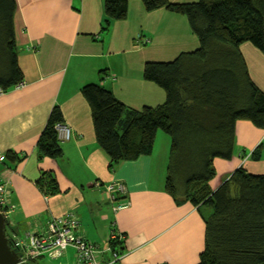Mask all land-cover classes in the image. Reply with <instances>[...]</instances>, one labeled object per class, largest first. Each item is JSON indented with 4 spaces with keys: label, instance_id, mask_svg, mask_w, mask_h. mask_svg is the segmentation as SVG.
Returning <instances> with one entry per match:
<instances>
[{
    "label": "crops",
    "instance_id": "0c3cea01",
    "mask_svg": "<svg viewBox=\"0 0 264 264\" xmlns=\"http://www.w3.org/2000/svg\"><path fill=\"white\" fill-rule=\"evenodd\" d=\"M15 3L14 37L23 80L0 94V152L5 154L0 183L15 205L8 235L43 228L51 216L71 211L79 219L78 234L88 241L106 243L113 222L124 233L123 256L113 264L197 263L204 247V211L190 201L176 203L165 190L169 136L160 129L145 131L138 157L111 163L97 143L91 107L80 91L83 84L96 82L128 106L162 104L164 90L143 78V68L146 62L169 61L199 46L186 16L163 8L147 11L142 0H127L126 18L103 29V0ZM240 50L251 79L264 91V54L249 41ZM54 105L70 130L69 138L59 137V158L39 156L36 146ZM257 146L259 157H250ZM213 165V190L236 168L264 172V129L237 120L231 158L215 157ZM43 171L57 182L47 196L36 183ZM116 180L126 188L120 200L130 204L115 213L104 184Z\"/></svg>",
    "mask_w": 264,
    "mask_h": 264
},
{
    "label": "trees",
    "instance_id": "16d2710c",
    "mask_svg": "<svg viewBox=\"0 0 264 264\" xmlns=\"http://www.w3.org/2000/svg\"><path fill=\"white\" fill-rule=\"evenodd\" d=\"M142 2L147 11L163 8L185 15L199 46L169 61L145 63L143 78L166 95L154 107L137 109L102 84H83L80 91L91 107L97 143L117 163L142 153L143 132L162 130L170 139L166 192L176 203L210 207L202 213L204 247L195 264H264V172L239 167L216 189L209 185L214 158L232 156L236 121L249 120L264 129V91L251 79L240 50L249 41L264 54V0ZM15 7V0H0V86L5 90L23 80L14 37ZM103 10L107 29L112 21L126 18L127 0H103ZM62 122L54 105L36 143L39 156H62L56 128ZM249 156L258 158L259 146ZM36 183L44 196L57 189L47 171ZM123 242L113 243L120 252Z\"/></svg>",
    "mask_w": 264,
    "mask_h": 264
},
{
    "label": "built area",
    "instance_id": "2783aa9c",
    "mask_svg": "<svg viewBox=\"0 0 264 264\" xmlns=\"http://www.w3.org/2000/svg\"><path fill=\"white\" fill-rule=\"evenodd\" d=\"M20 85L21 83L13 87ZM5 91L0 86V94ZM56 128L57 133L59 132L58 137L69 138L68 126L58 123ZM4 159L5 154L0 152V160ZM104 185L111 194L112 210L115 213L129 206L128 200H120L126 194L123 182L116 180ZM14 207L15 205L9 200L8 190L0 183V211L5 219V226L11 223L10 213ZM78 228L79 219L73 212L68 211L62 215L51 216L43 228L25 230L19 235L11 236L10 246L22 262L45 256L57 258L69 247L76 253L75 264H113L121 260L123 253L113 243L123 240L125 236L117 229L114 222L109 230L110 242L107 241L105 245L86 240L78 234Z\"/></svg>",
    "mask_w": 264,
    "mask_h": 264
},
{
    "label": "water",
    "instance_id": "95a60500",
    "mask_svg": "<svg viewBox=\"0 0 264 264\" xmlns=\"http://www.w3.org/2000/svg\"><path fill=\"white\" fill-rule=\"evenodd\" d=\"M0 264H33L20 260L18 254L11 248L5 229V219L0 211Z\"/></svg>",
    "mask_w": 264,
    "mask_h": 264
},
{
    "label": "rangeland",
    "instance_id": "374dc122",
    "mask_svg": "<svg viewBox=\"0 0 264 264\" xmlns=\"http://www.w3.org/2000/svg\"><path fill=\"white\" fill-rule=\"evenodd\" d=\"M163 134H165L163 131H161ZM248 152V151H247ZM246 152V153H247ZM248 154V153H247ZM201 209L204 211V213H208L209 210H210V207L208 205H202L201 206ZM123 241V240H122ZM106 243H104L103 245H105ZM71 252L68 253L66 255V253L58 258H51V257H42V258H39V259H35V260H30V261H36L35 263L36 264H71L72 263V259L76 257V253L73 249H70ZM123 253V252H122ZM29 261V262H30ZM31 262V263H32ZM34 264V263H33ZM73 264V263H72Z\"/></svg>",
    "mask_w": 264,
    "mask_h": 264
}]
</instances>
